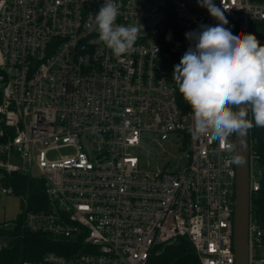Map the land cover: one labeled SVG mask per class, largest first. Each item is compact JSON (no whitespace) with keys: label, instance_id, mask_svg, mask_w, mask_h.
Segmentation results:
<instances>
[{"label":"built area","instance_id":"built-area-1","mask_svg":"<svg viewBox=\"0 0 264 264\" xmlns=\"http://www.w3.org/2000/svg\"><path fill=\"white\" fill-rule=\"evenodd\" d=\"M116 2L117 24L143 27L119 57L99 40L93 18L104 0H0L1 179L42 178L46 204L29 207L22 196L24 226L81 245L71 256L50 251L21 264H147L157 245L180 237L201 264H236V134L223 143L193 138L191 107L183 111L160 66L174 16L179 59L192 45L185 33L210 20L183 0ZM223 2L227 10L213 0L236 35H255L264 0ZM145 136L176 149L163 148L153 166L142 160L152 154ZM62 148L69 151L57 155ZM260 175L250 136L249 264H264L252 211ZM2 192L16 194L4 183ZM9 246L1 237L0 250Z\"/></svg>","mask_w":264,"mask_h":264},{"label":"clouds","instance_id":"clouds-1","mask_svg":"<svg viewBox=\"0 0 264 264\" xmlns=\"http://www.w3.org/2000/svg\"><path fill=\"white\" fill-rule=\"evenodd\" d=\"M197 3L219 23L185 33L192 45L174 66L172 79L191 107L188 131L192 137L210 136L223 143L232 134L244 136L254 126L264 127V45L252 33L234 35L225 27L229 21L223 0L224 10L213 0ZM119 15L116 0H104L93 17L99 40L117 57L133 48L143 28L117 24ZM232 162L242 164L243 160L234 155Z\"/></svg>","mask_w":264,"mask_h":264},{"label":"trees","instance_id":"trees-1","mask_svg":"<svg viewBox=\"0 0 264 264\" xmlns=\"http://www.w3.org/2000/svg\"><path fill=\"white\" fill-rule=\"evenodd\" d=\"M253 29L260 44L264 45V21L254 22ZM169 36L170 39L168 38ZM178 40L179 30L174 16V19L172 18L169 23L168 31L163 41L160 60L161 68L173 83H175L172 79L174 66L180 62ZM175 86L180 107L183 111L189 110L190 106L179 93L178 86L176 84ZM250 136L253 142V150L257 155V167L261 170V175L259 176L260 188L252 196V211L254 218L263 230L262 239L264 242V127L254 126L250 129ZM3 183L12 185L16 194L24 196L28 201L29 207L38 208L45 206V181L42 178L14 174L3 179ZM22 202H25L23 198ZM23 222L24 211L17 218V225L13 226L16 235L11 234L12 229L0 226V238L10 237V246L0 250V264H21L25 259L39 260L50 251L71 256L81 248L79 242L57 240L47 233L35 232L26 228ZM155 248L160 251L155 252L156 250L154 249L147 264H201L194 245L187 237H180L171 242L159 244Z\"/></svg>","mask_w":264,"mask_h":264},{"label":"water","instance_id":"water-1","mask_svg":"<svg viewBox=\"0 0 264 264\" xmlns=\"http://www.w3.org/2000/svg\"><path fill=\"white\" fill-rule=\"evenodd\" d=\"M186 1L194 10L210 20L211 26L219 21L210 16L208 10L200 7L197 0ZM228 20V19H227ZM225 27L231 28L236 35L233 25L229 22ZM236 155H240L243 163L236 164V197L234 209V249L236 264H249V222L251 213L250 193V130L244 136L236 134ZM12 235H16L12 231Z\"/></svg>","mask_w":264,"mask_h":264},{"label":"rangeland","instance_id":"rangeland-1","mask_svg":"<svg viewBox=\"0 0 264 264\" xmlns=\"http://www.w3.org/2000/svg\"><path fill=\"white\" fill-rule=\"evenodd\" d=\"M2 125L0 123V129ZM173 135V134H172ZM145 147H150L152 149V154L146 155L141 154L142 160L150 161L153 166L156 164H162V158L158 156L159 153L163 152V148H167L169 152L175 151L176 148L171 146L170 141H164L161 146H156L153 143V137L145 136L144 138ZM171 150H169V149ZM69 149L62 148L60 151L56 152L57 155H63L67 153ZM178 152V150H176ZM157 158L160 160L157 161ZM3 181L0 175V223L7 222L10 226L17 221L20 214L23 213L26 203L22 202V196L15 193H4L2 192ZM155 252H159V249L155 248ZM159 250V251H158ZM264 254V249L261 251Z\"/></svg>","mask_w":264,"mask_h":264}]
</instances>
